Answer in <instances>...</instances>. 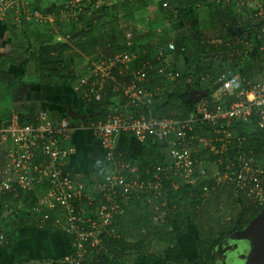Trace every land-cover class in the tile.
I'll list each match as a JSON object with an SVG mask.
<instances>
[{"label": "built area", "instance_id": "obj_1", "mask_svg": "<svg viewBox=\"0 0 264 264\" xmlns=\"http://www.w3.org/2000/svg\"><path fill=\"white\" fill-rule=\"evenodd\" d=\"M31 0H0V17L10 16L19 23L53 25L56 33L62 26L83 10L82 0H55L57 13L42 14L30 8ZM228 4V1H226ZM237 8L253 12V23L258 28L257 40L262 42L259 51L264 57V0H237ZM59 28V29H58ZM69 33L60 31L53 42H63ZM122 46L126 51L113 53V45L107 44L98 51V63L89 72L85 82L91 85L80 96V101H101L110 89L114 103L105 109V121L73 125L66 119L54 120L45 110H40L34 121L21 123L16 110L10 112L6 125L0 126V198L20 193L33 194L32 220L41 228L47 222L58 226L73 236L72 246L77 259L87 253L84 246L100 247L99 236L110 234L109 227L116 217L123 216L131 199L146 193L150 185L158 189L161 177L170 182L173 189L194 178L225 180L233 184L237 195L242 194L257 207L264 206V165L243 149L245 138L238 136L234 124L252 125L264 131V75L263 80L249 84L239 100L229 106L217 103L225 90L232 89L239 77L225 73L218 78L221 86L211 95V101L200 100L184 118H157L150 112L159 89L149 91L147 78L152 71L163 81H180L181 73L174 71L158 55V64L147 60L140 68L133 65L135 55L127 51L134 46L130 34H125ZM121 42L119 45H121ZM118 45V46H119ZM174 52V44L167 45ZM192 83V78L185 80ZM207 126L210 138L206 142L207 153L194 155V144L199 142L196 129ZM88 130L97 139L111 165L103 179L95 184L76 181L68 171L69 160L75 155L70 145L72 133ZM126 134L140 144L157 145L163 158L153 168L152 179H140L138 167L114 158L115 138ZM236 140L235 160L226 158L228 145ZM213 158V160H211ZM227 162V164H226ZM224 173H219V167ZM213 168V173L210 170ZM149 175V171L146 172ZM154 180V183H152ZM223 180V181H222ZM157 182V183H156ZM217 184V185H218ZM49 211H53L51 215ZM33 264H51L50 260Z\"/></svg>", "mask_w": 264, "mask_h": 264}, {"label": "trees", "instance_id": "obj_2", "mask_svg": "<svg viewBox=\"0 0 264 264\" xmlns=\"http://www.w3.org/2000/svg\"><path fill=\"white\" fill-rule=\"evenodd\" d=\"M163 3L164 6H168L166 5V0H163L161 4L159 3L160 8ZM195 3L206 4V0H184L182 7L185 8L184 6L186 5V8L190 10ZM97 7L95 2H89L85 9L79 13V18L73 28H70L72 41L74 39L75 41L77 40V42L74 41L73 43L74 49L85 57L91 58L95 56L92 58L95 65L99 60V49L105 46L108 41L105 40L106 38L109 41L112 40V44L119 42L116 39L118 36L116 34L119 33L115 29L110 33L104 29V26L103 29L108 33L107 37L104 38V30H101L104 32L103 34L95 32V26L103 21V14L97 15L96 13ZM105 7L109 11L108 13H104L105 11L102 13L112 22L111 18H114L113 7ZM30 8L42 14L57 13L56 8L48 5L45 0H34ZM214 11L215 18L219 13L222 14L221 16L226 14V21H229L226 23L236 27L240 21L238 18L243 17L241 14L245 11V8H237L235 2L229 7L227 3L225 6L221 2ZM125 13L129 15L128 12ZM81 14L85 15V17L83 15L80 16ZM126 14L122 17L127 16ZM160 15L169 17L171 13L163 11ZM184 15L186 14L180 13L181 18ZM181 18L177 25L173 26L177 34L180 32L178 28L184 25V20L181 21L184 17ZM252 23L253 21H247L246 24H241L239 28L233 30V33L230 34L236 37L246 31L251 38L250 48L242 59L234 57V53L228 57L226 55V46L224 45L217 46L213 42L212 44L199 43L200 36L202 37L204 34L199 33L198 30L192 33L193 36L176 35L177 37L172 39L175 51L172 59L169 58L166 64L171 65L174 71H178L177 67L179 64L176 61L182 60L181 78L179 82L175 81L172 89L164 92L162 84L160 85L161 78L154 71L150 73L147 78L149 91L153 92L158 88L161 91L160 95L154 99L151 114L157 118H184L194 108L196 103L195 101H187L189 92L195 86L208 89L209 93L203 100L210 102L211 95L221 86L218 78L225 74L226 68L232 75L239 77V82L232 89L225 90L217 103L210 102V107L215 104L229 106L239 100L241 93L248 90L249 84L258 80H255V77L262 79L264 75V57L261 58L259 51L262 42L257 40L259 32L257 31L258 34L253 32L255 24ZM106 24L112 26L109 22H106ZM58 26L63 27L61 24H58ZM211 27L213 29L217 28L215 23ZM42 29L44 30L37 29L38 31L33 41L22 40L21 47H19L20 49H25V52H29L30 61L37 66L39 73L36 78L37 84L69 88L79 79V76H73L71 73L66 74L67 60L65 59V53L72 48L66 45L50 44L53 39L52 29L48 26L42 27ZM169 41L170 38H163L162 36L157 42L151 40L150 42L152 43L148 47L137 46L134 43V46L127 50L132 51L135 55L134 67L140 68L143 62L147 60L151 65L158 64L157 55H153V53H156V50L160 47V50L164 51ZM120 51H126V48L122 46V42L121 45L113 49V53ZM143 51L145 54H143ZM28 62L29 60L25 59V57L22 59L21 64L24 69ZM188 77L192 78L191 84L185 83ZM91 81L92 79L82 85L79 96L88 90ZM107 91L99 102L92 100L91 102L83 103L79 99L76 105L71 106L72 111L76 115V119L72 118V120L79 121V124L83 126L90 122L105 121V109L109 106V102L114 103L111 100V98L114 99L113 94L111 95L110 89ZM7 106L0 112H8L10 106ZM172 110H180L179 113L181 114L170 115ZM16 112L21 123L34 121L33 119L36 115L35 110L25 106H21ZM67 115V109H65L61 114V118H68ZM9 116L10 113L6 121L4 120V123L0 124V126L7 124ZM233 128L238 136H243L246 139L243 144L244 151L247 153L251 152V156L258 163L264 165V131H259L252 125L244 126V124H234ZM196 132L199 142L194 144L193 152L194 155L201 157L207 153L206 142L210 138V130L207 126H203L202 129L197 128ZM227 148L226 158L234 161L236 149H238L236 140L232 141ZM119 154L118 151L114 150L115 159H118ZM120 158L122 161L129 162L132 166H137L140 179L144 180L152 179L153 168L158 164L157 162H148L143 159L133 160L124 153L120 155ZM224 167L225 163L219 167V173H224ZM213 170L211 168L210 174L213 173ZM147 171H149V175L146 174ZM151 181L154 183V180ZM160 183V187L155 190L158 195L153 193L151 202H147L145 198L147 192L131 199L125 214L116 217L113 224L109 227L110 234L102 233L99 236L101 249L98 247L91 248L87 244L84 246L87 253L81 259H77V250L72 246L73 236L66 234L58 226H53L52 222H47L39 228L32 220L33 194L31 192L20 193L17 198L13 195L4 196L0 198V222L4 224L5 228L11 227L12 231L11 234H6V232L0 230V249L11 250L18 240L16 234L20 229L34 228L48 234L64 235L69 243V253L62 258L50 260L51 264H141V262L149 264L150 261H156L160 264H214L216 250L223 239L231 233L241 230L262 208L249 202L244 195H237L233 184L229 181L225 180L218 184L216 179L211 176L186 181L183 186L177 189H173L170 182L165 181L163 177H161ZM129 206L142 209V214L135 220L136 222H133L134 229L130 235L120 228V222L126 215ZM10 208L13 209L10 210ZM227 209L233 211L230 218L226 217ZM52 212L49 211L48 214L51 215ZM224 219L227 221L223 224ZM113 228L116 230L115 233ZM182 236L191 242L192 250L190 253H186L181 245ZM154 242L164 243L166 245L165 249L160 252L152 248ZM25 264L33 263L28 262Z\"/></svg>", "mask_w": 264, "mask_h": 264}, {"label": "crops", "instance_id": "obj_3", "mask_svg": "<svg viewBox=\"0 0 264 264\" xmlns=\"http://www.w3.org/2000/svg\"><path fill=\"white\" fill-rule=\"evenodd\" d=\"M45 1L48 2V5L50 6H52L53 2H55V0ZM92 1L98 6L96 10L97 15L103 14L102 16L104 21L99 22L95 26V32H98L99 34H103L105 32L103 38L107 37L108 34L105 30L111 33L115 29L117 33H119L116 34V36L118 35L116 39L119 40L116 44H112L113 41H109L108 38L105 39L108 40L106 45L111 44L114 48L120 44L125 34H130L133 39V43L137 44V46L143 45L148 47L152 43L150 42L151 40L157 42L162 36L163 38H170L168 44H173L172 39L174 37L176 38L177 36H181L183 34L186 36H193L192 33L197 30L199 33L204 34V37L200 36L199 43L212 44L213 42V44L217 46H226V40H229L230 44L235 47H239L240 44H243L248 47V50L251 45V38L247 35L248 33L246 31L240 36L234 37L230 35L233 33V30H236L240 25L235 27L226 23L229 22L226 21V14L221 16L222 14L219 13L216 18L214 17V10L219 7L221 2L226 6V1H228L229 7L237 0H206V4H192L193 6L190 10L186 8V5L184 6L185 8L182 7L184 0H166V5L168 6H164L163 3L161 8L159 7V3L161 4L163 0H82V5H84L83 9H85L86 5ZM33 3L34 0H31L30 7ZM105 6H108V8L110 6L113 7L114 18H111L112 22L104 15V13H108L109 11H107ZM163 11L170 12L171 15L169 17L160 15ZM125 12H128L129 15ZM181 12L186 14L183 16L184 19H182L183 17H180ZM125 14L127 16L122 17ZM85 15L83 16L85 17ZM78 16L79 14L74 18V20H71L69 24L64 25L60 29L58 28L59 30L56 32L59 34L61 30L62 33L66 31L69 33V38L64 39L63 42H53L52 39L50 44L69 46L72 48L69 51L72 50V52L79 54L73 47L75 39L72 41V35H70V28H73L75 22L79 18ZM180 18L182 19L181 21L184 20V25L181 26V28H178L180 32L177 34V32L173 29V26L177 25ZM252 19V16H247V21H252ZM106 22L111 23L113 27L108 26ZM153 22L155 23L151 25ZM214 23L217 28L213 29L211 26ZM34 25L26 23L24 19L18 23L13 17H0V104L3 101H8V105L10 106L9 110H11V108L18 110L21 106H25L35 110V114L45 108V111H47L50 118L54 120H61V114L63 111H65V109L68 110V107L72 108L71 106L77 104L80 99V89H77V87L74 86L76 83L69 88L37 84L36 78L39 75L37 66L30 61V57L28 56L29 52H25V49H20V44L22 40L33 41L37 31L44 30L42 27H50L52 29L51 31L53 36L54 34L56 35V33H53L54 28L50 23ZM104 26L105 30L103 29ZM9 28L12 30H9ZM210 28H212V38L206 36L211 30ZM101 30H104V32ZM224 37H226V40H223ZM75 42H77V40ZM13 44L20 50H18L17 53L9 54L10 52L8 49H11ZM158 45L162 46L161 44ZM105 46L100 48L104 49ZM160 48L156 50L157 53L155 55L159 53ZM67 52L65 53V59L67 60L66 74L71 73L73 76L75 75L81 77L89 74L95 65L92 60L95 56L90 58L79 54L85 64L83 65V68H80L78 66L79 64L75 61H70L67 58ZM143 54H145L144 51ZM158 56L163 61L167 62L169 58L172 59L173 52H169L166 48L164 51H161ZM24 57L29 60L25 69L21 64ZM176 62L179 64L180 60H177ZM223 67L225 68V66ZM225 73L231 74L227 68ZM25 79L30 80L31 85L23 84ZM257 79L259 81L263 80L259 77H255V80ZM78 80H80V78ZM9 82H11V86H9L10 89L7 84ZM161 84L163 85L162 79H160V85ZM24 87L26 94L17 98V93L22 91V88ZM6 89L9 90L6 91ZM199 89L204 90L201 87H199ZM9 91L10 94L5 93H9ZM7 107V105L3 107L0 106V111ZM150 112L152 113L151 108ZM9 113L0 112V124L4 123V120L6 121ZM67 116L68 118L65 119L71 124L78 125L80 123L79 121L72 120V118L76 119V117ZM70 145H72L76 151L75 155L69 160L68 164V171L72 177L76 181L86 182L89 184L100 182L105 175L107 167L106 162L103 160L104 152L97 139L88 130H78L72 133ZM114 147L115 150L120 153L119 155H123L124 153L133 160L143 159L148 162L152 161L159 163L164 155L162 149L157 145L140 144L134 137L126 134L119 135L115 138ZM16 236L18 237V240L11 250L5 251L0 249L1 264H25L28 262L34 263L35 261L40 260H54L66 256L70 251L69 243L64 235L48 234L39 229L24 228L20 229ZM144 263L145 262H141V264ZM152 263L153 261L149 262V264Z\"/></svg>", "mask_w": 264, "mask_h": 264}, {"label": "rangeland", "instance_id": "obj_4", "mask_svg": "<svg viewBox=\"0 0 264 264\" xmlns=\"http://www.w3.org/2000/svg\"><path fill=\"white\" fill-rule=\"evenodd\" d=\"M82 6H84V5H82ZM241 16H243V17L238 18V20H240V21H239V23L236 26L241 25L243 23L246 24V22H247V16H249V17L253 16V12L248 13L247 10H245L241 14ZM9 30H12V29L9 28ZM211 31H212V28L207 33V35H206L207 37L212 38ZM224 39L226 40V37H224L223 40ZM8 50L10 52L9 54H14V53H17V51L20 50V49H18L17 47H15V45L13 44L11 46V49H8ZM247 51H248V47L247 46H244L243 44H240L239 47H235L234 45L230 44L229 40H226V55L228 57L231 56L234 53L235 54V55H233L234 57H237V58L242 59L246 55ZM156 53H157V51H156ZM156 53L154 52L153 55L156 54ZM67 58L70 59L71 61H75L77 64H79L78 66L80 68H83V65H85L83 63V59L80 57V55L79 54H76L75 52H72V50L67 52ZM80 65H82V66H80ZM182 66H183V62H182V60H180L179 65H178V71H180V73L182 72ZM87 75L84 76V77L79 76L80 80H78L76 82V84L74 85V86L77 87V89H81L82 88V85L87 80V77H88ZM7 84H8V88H9V86H11V82H9ZM23 84H25V85H31V82H30V80H26L25 79V81H24ZM174 85H175V81H172V82H165V81H163V85L162 86L164 88V92H167V90L169 91L170 89H172L174 87ZM9 89H6V91H8ZM22 89H23L22 91H20V92L17 93V95H16L17 98H19V96H23V95L26 94L25 87L22 88ZM5 93L10 94V91H9V93L8 92H5ZM159 93H161V91H159ZM5 105H8V101L7 102L6 101H3L0 104V106H2V107L5 106ZM11 110H14V109L11 108ZM11 110H9L8 112H10ZM42 110H45V108L42 109ZM179 111L180 110H172L170 112V115L181 114V113H179ZM76 131H78V130H76ZM103 160L107 163V169H106V172H105V174H106L108 171L111 170V165H110L109 162L106 161V159H105V153L103 155ZM146 192H147V195H146L145 198L147 199V202L148 201L151 202V200H152L151 195L153 193H156L158 195V193L155 191V189H154V187L152 185H150L148 187V189L146 190ZM150 197H151V199H150ZM139 208L140 207L132 208V207L129 206L128 209H127L126 215L122 218V220L120 222V228H122L126 234H129V235L131 234L132 230L134 229L133 222H136L135 220H137V218L142 214V211H141L142 209L141 208L139 209ZM11 209H13V208H10V210ZM232 213H233V211L231 209H227L226 210V217H229L230 218L231 215H232ZM130 218H133V219L130 220ZM226 221L227 220L224 219V221L222 223L224 224ZM0 230H3L4 232H6V234H11V231H12L11 227L5 228L4 227V224H2L1 222H0ZM113 231L115 233V231H116L115 228H113ZM181 245H182V247H183V249L185 250L186 253H190L191 252V250H192L191 242L189 240H186V238L184 236H182V244ZM165 247H166V245L164 243H160V242H154L153 243V246H152V248H154V249H156V250H158L160 252L163 251L165 249ZM152 264H160V263L154 261Z\"/></svg>", "mask_w": 264, "mask_h": 264}, {"label": "water", "instance_id": "obj_5", "mask_svg": "<svg viewBox=\"0 0 264 264\" xmlns=\"http://www.w3.org/2000/svg\"><path fill=\"white\" fill-rule=\"evenodd\" d=\"M209 93L208 89L201 90L195 86L188 95L187 101L198 102ZM67 114L76 117L72 108L68 107ZM227 247L226 263L237 257L239 264H264V206L241 230L231 233L219 244ZM222 253V252H221Z\"/></svg>", "mask_w": 264, "mask_h": 264}, {"label": "flooded vegetation", "instance_id": "obj_6", "mask_svg": "<svg viewBox=\"0 0 264 264\" xmlns=\"http://www.w3.org/2000/svg\"><path fill=\"white\" fill-rule=\"evenodd\" d=\"M257 31H258V28L254 26L253 32L258 33ZM220 248L222 250H218V249L216 250L214 264H239L237 257H234L233 259L228 260L226 263V250H228V248L224 246Z\"/></svg>", "mask_w": 264, "mask_h": 264}]
</instances>
